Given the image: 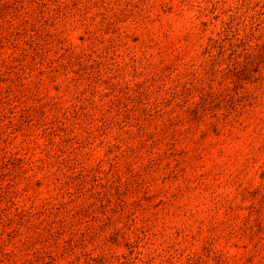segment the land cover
I'll list each match as a JSON object with an SVG mask.
<instances>
[{
    "label": "rangeland",
    "instance_id": "1",
    "mask_svg": "<svg viewBox=\"0 0 264 264\" xmlns=\"http://www.w3.org/2000/svg\"><path fill=\"white\" fill-rule=\"evenodd\" d=\"M0 264H264V0H0Z\"/></svg>",
    "mask_w": 264,
    "mask_h": 264
}]
</instances>
